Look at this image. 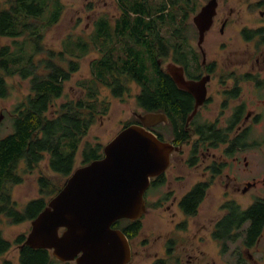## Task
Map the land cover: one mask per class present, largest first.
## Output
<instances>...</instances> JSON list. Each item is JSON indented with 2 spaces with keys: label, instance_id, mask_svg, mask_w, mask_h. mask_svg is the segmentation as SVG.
I'll use <instances>...</instances> for the list:
<instances>
[{
  "label": "flooded vegetation",
  "instance_id": "flooded-vegetation-1",
  "mask_svg": "<svg viewBox=\"0 0 264 264\" xmlns=\"http://www.w3.org/2000/svg\"><path fill=\"white\" fill-rule=\"evenodd\" d=\"M194 1L196 15L209 0ZM216 2L202 33L192 17L175 53L157 48L159 71L124 121L173 145L167 166L149 177L143 213L111 223L129 245L124 264H262L264 214L254 226L249 212L264 210V0ZM160 77L185 96L184 110L146 102ZM28 232L13 244L18 254ZM48 250L52 263L76 264Z\"/></svg>",
  "mask_w": 264,
  "mask_h": 264
},
{
  "label": "trees",
  "instance_id": "trees-1",
  "mask_svg": "<svg viewBox=\"0 0 264 264\" xmlns=\"http://www.w3.org/2000/svg\"><path fill=\"white\" fill-rule=\"evenodd\" d=\"M117 2L122 13L119 18L113 22L103 16L97 18L88 37L68 35L59 50L47 48L43 37L60 21L63 0L0 2V97L10 93L13 86L8 79L14 80L15 75L29 84L24 99L4 112L0 127V222L33 219L45 207L46 196L58 192L61 186H53L50 178L41 174L40 197L30 199L21 209L12 197V186L22 180L24 172L38 168L43 159L51 172L66 179L75 168L78 153L81 164L103 156L101 143L86 139L96 118L110 109L109 102L99 99L100 85L113 96H122L128 92V82L134 81L140 87L135 95L142 105L144 81L151 72L159 71L157 48L164 55L175 53L179 40L189 38L187 15L196 9L194 0ZM162 21L171 26L168 35L162 32ZM92 49L99 56L91 60V78L81 82L85 94L57 103L66 96L64 84L79 68V60ZM156 87L146 97L148 104H163L173 111L187 107L185 96L166 77H160ZM131 122L133 119L124 126ZM5 127L10 130L2 134ZM249 214L255 226L264 210L253 208ZM23 238L24 234L6 238L0 227V256ZM51 258L50 250L26 245L18 254L20 264H49Z\"/></svg>",
  "mask_w": 264,
  "mask_h": 264
},
{
  "label": "water",
  "instance_id": "water-1",
  "mask_svg": "<svg viewBox=\"0 0 264 264\" xmlns=\"http://www.w3.org/2000/svg\"><path fill=\"white\" fill-rule=\"evenodd\" d=\"M216 5V0H209L193 16L201 33L211 23ZM139 117L143 122L144 116ZM3 118L0 111V125ZM172 149L142 124L122 128L103 146L102 157L76 167L65 179L31 220L23 244L51 249L58 259H75L76 264H124L129 245L111 223L143 213L149 177L167 166Z\"/></svg>",
  "mask_w": 264,
  "mask_h": 264
},
{
  "label": "rangeland",
  "instance_id": "rangeland-1",
  "mask_svg": "<svg viewBox=\"0 0 264 264\" xmlns=\"http://www.w3.org/2000/svg\"><path fill=\"white\" fill-rule=\"evenodd\" d=\"M5 0H0L3 3ZM162 1V0H161ZM65 8L60 21L54 26L50 27L44 34V44L47 48L59 50L62 46V40L68 35L82 37H88L92 29H94L95 20L101 16L110 19L112 22L121 16V11L118 6L117 0H63ZM193 13L187 15L188 29L186 34L191 36V24ZM162 32L164 35L169 34L171 26L162 21ZM2 41H7L3 39ZM9 41V40H8ZM99 56L96 49H92L87 55L79 60V68L71 74V77L65 82L64 89L66 96H62L57 99V103H60L66 98L76 99L85 93L82 87V81L91 78L90 63L93 58ZM8 82L13 86L10 89V93L5 97H0V111L9 112L13 107L24 99L29 92V84L27 79L15 75L14 80L8 79ZM128 92L124 96H113L110 90L104 86L99 87L100 94L99 99L109 102L110 109L108 113L96 118L93 123L86 139L96 141L105 145L111 140L124 125V121L128 119L133 110H138V106L135 102V94L140 91V87L134 81L128 82ZM73 97V98H71ZM8 121H6V125ZM10 128H4L2 134L7 133ZM81 157L78 153L75 159V167L81 165ZM41 174H46L53 186H61L64 183L65 177L53 173L49 170L46 158L43 159L38 168L33 169L30 172H24L22 180L12 186V197L17 201V206L21 209L23 206L33 198L41 196L40 186L38 184V177ZM49 197L46 196V202ZM0 227L3 230V234L6 238L14 239L18 235L26 234L30 228V220H21L20 222H9L3 219L0 222ZM261 247L264 249V238L261 242ZM262 264H264V256L261 257ZM5 261H9V264H19L18 250L14 245L0 256V264H4ZM57 264V263H50Z\"/></svg>",
  "mask_w": 264,
  "mask_h": 264
},
{
  "label": "bare ground",
  "instance_id": "bare-ground-1",
  "mask_svg": "<svg viewBox=\"0 0 264 264\" xmlns=\"http://www.w3.org/2000/svg\"><path fill=\"white\" fill-rule=\"evenodd\" d=\"M160 138V137H159Z\"/></svg>",
  "mask_w": 264,
  "mask_h": 264
}]
</instances>
